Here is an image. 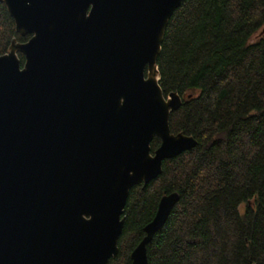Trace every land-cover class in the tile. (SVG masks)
<instances>
[{
  "label": "water",
  "instance_id": "1",
  "mask_svg": "<svg viewBox=\"0 0 264 264\" xmlns=\"http://www.w3.org/2000/svg\"><path fill=\"white\" fill-rule=\"evenodd\" d=\"M182 1L0 0L30 35L0 56V264H107L131 188L196 146L170 132L182 98L156 66ZM177 200L160 199L131 264H148Z\"/></svg>",
  "mask_w": 264,
  "mask_h": 264
},
{
  "label": "trees",
  "instance_id": "2",
  "mask_svg": "<svg viewBox=\"0 0 264 264\" xmlns=\"http://www.w3.org/2000/svg\"><path fill=\"white\" fill-rule=\"evenodd\" d=\"M263 28L264 0H184L174 10L156 58L158 83L164 96L182 98L170 132L197 144L131 188L118 253L107 264H131L171 193L178 200L146 246L148 264H264ZM29 38L0 2V56ZM159 146L154 137L151 153Z\"/></svg>",
  "mask_w": 264,
  "mask_h": 264
}]
</instances>
